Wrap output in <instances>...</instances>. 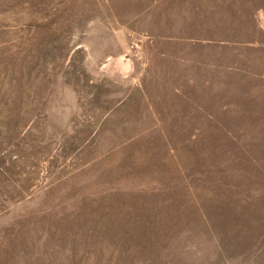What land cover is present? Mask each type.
I'll list each match as a JSON object with an SVG mask.
<instances>
[{"label": "rangeland", "instance_id": "374dc122", "mask_svg": "<svg viewBox=\"0 0 264 264\" xmlns=\"http://www.w3.org/2000/svg\"><path fill=\"white\" fill-rule=\"evenodd\" d=\"M0 264H264V0H0Z\"/></svg>", "mask_w": 264, "mask_h": 264}]
</instances>
